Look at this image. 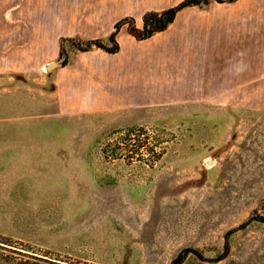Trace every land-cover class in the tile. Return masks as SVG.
<instances>
[{
    "label": "rangeland",
    "instance_id": "obj_1",
    "mask_svg": "<svg viewBox=\"0 0 264 264\" xmlns=\"http://www.w3.org/2000/svg\"><path fill=\"white\" fill-rule=\"evenodd\" d=\"M118 2L0 0V29L40 28L48 19L37 13L49 11L68 27L87 17L104 40L120 20L111 25ZM63 48L76 51L67 40ZM48 72L0 73L4 254L17 248L69 264H264V93L248 108L58 112Z\"/></svg>",
    "mask_w": 264,
    "mask_h": 264
},
{
    "label": "crops",
    "instance_id": "obj_2",
    "mask_svg": "<svg viewBox=\"0 0 264 264\" xmlns=\"http://www.w3.org/2000/svg\"><path fill=\"white\" fill-rule=\"evenodd\" d=\"M179 1L122 0L111 25L132 17L140 28L144 12ZM37 18L48 20L40 28L0 29V73H30L65 52L62 65L49 71L58 112L138 115L147 107L199 103L248 108L264 93V0L184 7L164 30L141 40L123 25L114 53L61 49L62 37L103 36L87 17L72 27L53 21L63 17L49 11L38 12Z\"/></svg>",
    "mask_w": 264,
    "mask_h": 264
},
{
    "label": "trees",
    "instance_id": "obj_3",
    "mask_svg": "<svg viewBox=\"0 0 264 264\" xmlns=\"http://www.w3.org/2000/svg\"><path fill=\"white\" fill-rule=\"evenodd\" d=\"M234 1L235 0H181L177 4L160 11L150 10L144 12L142 15V26L140 28L135 26L134 19L132 17H123L114 24L113 31L108 34L104 40L61 38L60 47L64 50L63 42L67 40L72 42L75 49L79 51H86L92 47H96L108 53H114L119 49L116 34L123 25L127 27L128 33L136 39H146L154 33L164 30L173 21L177 12L184 7L198 6L207 8L213 2L230 3ZM3 250H6L5 246H0V264H69L53 257H45V255L41 256L34 253L27 254L17 248H9L10 254H4ZM180 262V260H176L172 264H178Z\"/></svg>",
    "mask_w": 264,
    "mask_h": 264
},
{
    "label": "water",
    "instance_id": "obj_4",
    "mask_svg": "<svg viewBox=\"0 0 264 264\" xmlns=\"http://www.w3.org/2000/svg\"><path fill=\"white\" fill-rule=\"evenodd\" d=\"M65 56V52L62 53L61 57L55 61H52V62H49L47 65H46V68L48 71L58 67V66H61L62 65V61H63V57Z\"/></svg>",
    "mask_w": 264,
    "mask_h": 264
}]
</instances>
